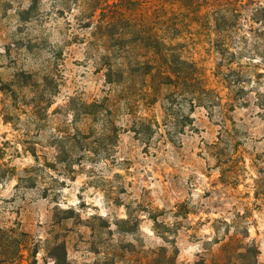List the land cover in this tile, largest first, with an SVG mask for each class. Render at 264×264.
<instances>
[{
	"label": "rangeland",
	"instance_id": "374dc122",
	"mask_svg": "<svg viewBox=\"0 0 264 264\" xmlns=\"http://www.w3.org/2000/svg\"><path fill=\"white\" fill-rule=\"evenodd\" d=\"M89 3L0 0V264H240L246 243L264 264V25L243 5L222 60L191 17L181 56L220 98L191 112Z\"/></svg>",
	"mask_w": 264,
	"mask_h": 264
},
{
	"label": "trees",
	"instance_id": "16d2710c",
	"mask_svg": "<svg viewBox=\"0 0 264 264\" xmlns=\"http://www.w3.org/2000/svg\"><path fill=\"white\" fill-rule=\"evenodd\" d=\"M211 3L214 5L212 6ZM243 5L251 6L250 20L252 22L264 25V8L254 5L253 0H246L243 4L242 0H90L85 19L96 16L95 29L104 41L113 43L114 47L118 44L124 46L126 41L134 45H142L149 56L143 63L136 61L134 67H145L147 75L151 78L155 77L159 86L178 89L168 94L167 100L175 101L173 93L178 91L177 94L180 95L179 88L187 84L190 87L189 93L192 95L189 103L192 112L194 107L210 108L214 106V101L220 98L214 95L213 89L205 88L203 78L194 62L181 56L180 51L183 46L179 38L192 29L190 27L192 16L205 20V29L210 30L214 35L212 45L216 52L222 60L227 53L232 60L234 52L228 51V44L224 42L225 36L237 31L241 16L240 8ZM204 7L207 9L202 13ZM29 10L31 9L25 12ZM84 25L90 27L89 22ZM188 70L189 73L186 72ZM228 87L232 88L230 84ZM95 105L83 104L82 107L87 111ZM227 106L228 109L233 110L232 104ZM185 121L191 124L192 119L185 117ZM140 125L146 130H151V124L148 122H141ZM7 171L0 172V179L6 175ZM228 246V243L223 244L221 250ZM238 249L242 251L236 250L234 255L242 261L240 264H250L245 261L248 256L254 257L255 246L246 243ZM218 257L220 258L212 260L210 264H227L229 261V259L223 260V255ZM54 259V264H58L56 258ZM146 264H174V258L164 254L161 258H149ZM253 264L256 263L253 261Z\"/></svg>",
	"mask_w": 264,
	"mask_h": 264
}]
</instances>
